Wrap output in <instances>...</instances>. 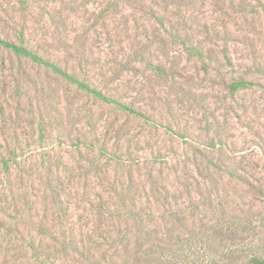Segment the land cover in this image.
<instances>
[{"label": "trees", "instance_id": "trees-1", "mask_svg": "<svg viewBox=\"0 0 264 264\" xmlns=\"http://www.w3.org/2000/svg\"><path fill=\"white\" fill-rule=\"evenodd\" d=\"M52 1L59 23L63 24L57 0ZM18 2L25 17L30 3L28 0ZM122 3L136 7L128 0H113L111 6L115 14ZM156 6L157 9L148 7L153 19L150 17L146 24H141V33L125 34L129 36V44L115 61L111 75L98 85L87 79L81 66H69L71 58L79 60L86 55L81 35L75 33L65 42L63 52H51L46 41V44H34L26 38L25 23L15 31V39L0 34V47L20 65L37 66L66 82L76 95L82 94L124 117L121 122L109 121L100 140L83 141L86 150L92 152V158H86V175L91 177V183L86 176L70 185L69 179L64 180L59 172L53 177L52 170L33 178L49 194L51 204L57 206L63 221L69 217L71 207L78 212L79 208L84 209L86 213V223L73 226L71 231L61 225V239L56 248L59 264H264V162L257 172H252L258 165L252 164L253 160H247L244 155L240 160L235 156L230 158L232 152L223 135L225 127L217 117H212L214 136L209 137L210 142L194 146L192 168L183 169L182 177L178 175L175 186L179 185L177 190L183 189L185 201L177 202V195L170 193L167 187L160 189L151 171L149 181L145 179L142 186L134 185L136 180L131 173L134 161L128 149L127 158L123 157L120 146L122 141L130 140L127 125L131 119L151 124L153 116L160 112L155 102L171 106L180 98L202 95V89L209 85L224 96L223 102L229 98L237 103L242 99L240 96H245L252 88H264V61L258 62V57L252 56L251 66L234 69L231 47L235 44L230 43L235 37L227 28L219 31L215 26L203 24L202 27L190 26V31L179 30V24L186 25V18L181 16L176 25L167 13L178 17L176 11L193 9V4L162 0ZM145 8L141 3L139 9L146 12ZM238 14L242 18L248 15ZM122 19L128 33L129 19L126 16ZM171 46L180 48L179 59L171 60L168 56ZM181 51L193 62L194 73L181 65ZM137 72H142L144 83L135 88L131 100L125 102L115 96L116 88L112 84L124 73L136 75ZM111 138L116 150L108 152ZM258 138L261 139L259 135ZM17 155L15 148L0 153V223L7 220L13 206H19L14 197V185L22 183V175L12 170L19 166ZM109 160L111 166L114 161V165L126 167L125 180L124 175L110 174ZM244 161L247 166L243 165ZM80 169L82 167H65V172H74V179L82 176L76 172ZM81 181H84V190L79 192ZM146 183H150V188ZM72 186L76 193L65 203L63 194ZM88 187L92 192L87 191ZM145 191L148 195L143 199L141 192ZM170 195L174 202L169 200ZM27 196L24 194L19 200L26 203ZM43 226L41 221L38 230ZM44 243L51 249L48 242ZM30 247L33 253L39 251L34 243Z\"/></svg>", "mask_w": 264, "mask_h": 264}, {"label": "rangeland", "instance_id": "rangeland-1", "mask_svg": "<svg viewBox=\"0 0 264 264\" xmlns=\"http://www.w3.org/2000/svg\"><path fill=\"white\" fill-rule=\"evenodd\" d=\"M18 1L0 0V34L15 39V31H19L25 23L26 38L34 44L46 41L50 44L51 52H63L65 42L75 33L81 35L86 55L79 60L71 58L69 66H81L85 69L83 74L87 79L98 85L111 75L115 61L129 44V36L125 34L132 36L136 32L141 33V24H146L148 18L152 17L148 7L157 9L156 4L162 0H128L136 6L135 9L122 3L116 14L113 11L115 8L111 6L113 0H57L56 7L62 15L63 24L59 23L52 0H28L30 8L25 12V17L21 14ZM171 2L193 4V9L176 11L178 17L167 13L176 25L181 16L186 18V25L179 24V30L190 31V26L194 28L207 24L219 31L227 28L234 34L235 41L230 44H235L231 47L235 70L251 66L252 56L258 57V62L264 61V0ZM141 3L146 6V12L139 9ZM237 12L247 13V18L240 17ZM123 16L129 19L128 33ZM170 48L168 56L171 60L179 59L180 48ZM180 59L181 65L189 73H194L193 62L182 51ZM142 78V72L136 75L124 73L112 84L116 88L114 95L129 102L136 93L135 88L138 89L144 83ZM204 88L207 90L202 89V95L190 99L180 98L178 103H172L171 106L155 102L160 112L153 116L154 122L151 124H145L143 120H130L127 125L130 140L122 141L120 146L123 157L127 158L128 149L130 159L134 161L131 173L136 180V187L138 184L142 186L145 179L149 181L148 173L151 171L160 189L167 187L170 193L177 195V202L185 201L183 189H179L180 192L177 190L179 185L175 186L178 175L182 177L183 169L192 168L194 146L208 144L209 137L214 136L211 126L214 116L225 127L223 135L232 152L230 158L235 156L240 160V156L244 155L247 160H253L252 164L258 165L252 172H257L256 169L264 162V88H252L245 96H240L242 99L239 103L229 98L223 102L224 96L217 92L218 89L210 85ZM62 94L64 97H61ZM112 111L108 106L93 102L82 94L76 95L66 82L39 67L20 65L0 47V153L15 148L19 166L12 170L14 174L22 175V183L14 185V197L19 206L12 205L7 220L0 223V264H59L56 248L61 239V225L64 224L63 229L67 227L71 231L73 226L86 223V213L84 209L79 208L78 212L71 207L69 217L63 221L57 206L51 204L49 194L33 178L43 175L45 170H52L53 177L59 172L64 180L69 179L70 185H74L77 178L86 176L89 178L88 183H91V177L86 173L87 160L92 158V152L86 150L83 141L100 140L109 121L121 122L124 119ZM178 132L185 136L181 137ZM109 142L108 152L115 151L114 139L111 138ZM247 164L244 161L243 165ZM72 166L82 167L76 171L82 176L73 179L74 172H65V167ZM108 166L112 176L115 172L117 176L124 175L125 180L128 175L126 167L116 166L114 161L111 166V160ZM83 182L79 192L84 190ZM146 184L150 188V183ZM75 191L73 186L66 190L63 201H71ZM87 191L92 192L89 187ZM24 194L28 195L26 203L19 200ZM141 194L144 199L148 191ZM169 200L174 202L171 195ZM41 221L44 226L38 230ZM43 237L46 241H43ZM44 242H48L51 249L46 248ZM32 243L39 250L36 253L29 249Z\"/></svg>", "mask_w": 264, "mask_h": 264}]
</instances>
